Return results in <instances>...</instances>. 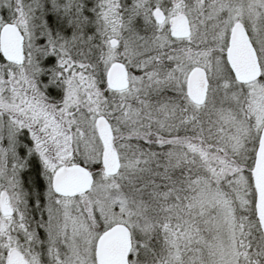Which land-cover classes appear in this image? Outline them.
Returning a JSON list of instances; mask_svg holds the SVG:
<instances>
[{
  "label": "snow or ice",
  "instance_id": "6c2138e0",
  "mask_svg": "<svg viewBox=\"0 0 264 264\" xmlns=\"http://www.w3.org/2000/svg\"><path fill=\"white\" fill-rule=\"evenodd\" d=\"M0 264H264V0H0Z\"/></svg>",
  "mask_w": 264,
  "mask_h": 264
}]
</instances>
